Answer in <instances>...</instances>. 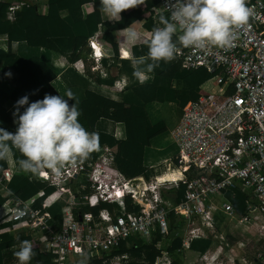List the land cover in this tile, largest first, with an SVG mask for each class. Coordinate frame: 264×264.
Returning <instances> with one entry per match:
<instances>
[{
  "label": "built area",
  "instance_id": "1",
  "mask_svg": "<svg viewBox=\"0 0 264 264\" xmlns=\"http://www.w3.org/2000/svg\"><path fill=\"white\" fill-rule=\"evenodd\" d=\"M174 2L155 1L150 8L155 27H163L158 16L164 13L170 17L169 5ZM247 3L254 15L249 25L237 29L233 47L196 49L178 45L172 61L181 68L203 67L217 73L205 81L196 99L181 107L178 122L170 131L177 151L166 163L178 171L177 178L158 180L156 174L148 179L128 177L114 167L110 149L99 147L94 159L68 167L60 176L50 171L44 178L35 176L59 193L52 203L66 196L57 217L49 208L52 203L35 206V198L42 196L43 190L27 199L13 195L8 184L19 171L10 167L0 174V188L10 196L0 224L9 223L10 230L22 228L39 234L37 245L40 251L52 255L50 264H70V258L76 256L104 257L100 264H119L126 255L110 253L122 240L134 234L148 238L156 231L165 237L169 232L168 213L174 211L186 225L183 249H190L193 241L209 240L198 258L188 264H257L261 255L257 245L264 240V0ZM14 9L8 8L11 20ZM94 44L99 56L94 53ZM87 45L95 63L93 71L105 76L104 68L113 63V58L96 32L88 37ZM127 84L115 81L120 89ZM179 183L185 185L183 196L175 203L167 200L162 190L178 187ZM236 191L248 196L241 214L230 199ZM127 199L131 210L127 209ZM100 203H114L118 211H80L83 206L93 208ZM234 234L256 239L251 254H245L247 240H229ZM161 255L165 256L164 252ZM161 258L153 264H160Z\"/></svg>",
  "mask_w": 264,
  "mask_h": 264
},
{
  "label": "crops",
  "instance_id": "2",
  "mask_svg": "<svg viewBox=\"0 0 264 264\" xmlns=\"http://www.w3.org/2000/svg\"><path fill=\"white\" fill-rule=\"evenodd\" d=\"M3 1L9 2V7L14 6L15 7L14 11L19 9L21 6H23L26 3V4H37L36 12L38 14L44 16L50 14L51 17L47 19L46 25L50 33L49 38L56 46V48H54L50 45L47 46L28 45L25 39V34H26L25 25L21 23L12 25V28L9 32H7L5 35H0V44H2L5 41V39L9 40L10 51L13 54V57H11L10 59H0V91L3 92L4 94L8 96L12 94V92L15 89L18 76L20 74L28 73L29 59L31 57H38L40 60L45 62V64H47V66L51 69V71L55 75L54 79L50 81V85L53 87V89L59 95L65 96L64 97L65 99H68L66 97L68 91H71L74 94L75 99L68 100L70 105L77 102V107H79L80 101L84 98L85 91L91 90L101 96L113 99L118 102L129 104L134 114H141L144 116L146 125L148 127L153 126L157 123H162L163 126L165 127V130L167 129L168 125L166 124L164 119L161 118L153 119V117H155L157 114V110H158L157 105L161 103H168L174 107V110L176 112L175 113L176 119L174 120L172 127H170V129H173V127L177 124L179 116L181 114V107L187 101L194 100L192 99V95L190 91L191 88L188 85L186 76L195 69L190 71L186 69L183 70V68H181L179 63L170 61V63L179 65V70L176 71L173 74L172 78L170 79L160 76L159 67L155 68L154 71L152 72L146 73L148 78L143 84H141L133 76V67L129 57L144 56L142 52L141 43L143 42L144 44L145 41L150 40L149 32L155 28L153 21H152L153 24H150L147 18L138 19L133 21L129 25L125 26L124 28L118 29L117 34L123 36L124 42L126 41L128 43L132 42L128 37L126 38L125 36L127 35V31L129 30V28L134 29L138 33L137 38L140 39L142 38L141 40L142 42L136 41V43L134 44L131 43L129 45V48L126 46L127 43L126 45L122 46V42H120L121 45H119V47L121 48V51L125 50L126 53L128 51L131 53L130 55L123 54L117 56L119 59L118 62H120V65L117 67L114 65L112 66L109 65L105 67L107 64V60L104 59L103 65L106 71V75L104 76L101 75L99 71L88 72L89 71L88 70L87 72L85 71L82 72L76 68L77 63L79 62L85 63V61L87 60L89 61L91 66L95 64L90 56V49L87 45V40L85 38L89 36L88 34L92 30H95L94 32H96V34L97 32H101L103 30L102 24L96 22L93 14L87 13L86 9L82 5H80L79 0H3ZM52 4L54 5L51 6ZM161 15L164 16V13L159 14L158 21ZM102 17L103 19L111 23L115 22L114 20L107 19V17L104 16L103 14ZM6 20H9L7 16H6ZM175 37L177 38L176 35ZM80 39L83 40V44L80 45L77 50H81L86 57L80 58L72 62L69 60V55L72 53L73 47L75 46V40H80ZM100 43L103 45L106 53L113 58L114 56L112 54L113 51L111 50V48L109 46H106L102 41ZM9 73H11V75H9ZM115 81H118L119 85L122 84L123 81L128 82V84L123 89H120L115 85ZM205 81H203L196 89H194L195 91L200 92L199 95L203 91L202 88ZM16 106H17L16 102L11 99H8L4 105L6 111L10 114L11 118L13 119L16 127H18L17 123L15 122L17 117H14L13 115V113L16 111ZM79 121L85 127V123L80 118V116H79ZM95 129L96 131L111 135L115 140H124L126 136L125 125L123 122L114 121L112 119H108L104 117H100L99 119L96 120ZM157 135H155L149 140V145L152 139L155 138ZM103 146H107L110 149V147L106 144L100 145V147ZM147 146L148 145H145L143 148L141 167H143L145 171H147V173L149 172L152 173L151 174L149 173L150 175L148 174V177H146L145 175L146 173L145 174L140 173L137 175H128V177L144 176L146 179H148L160 171L159 170L158 172H156V168L152 166V164L147 165L144 154L145 148ZM15 151H16L15 148H12L8 158L5 160L7 165L6 169L10 167H14L20 172L21 170L19 169V165H18L19 160L17 158ZM163 161L166 162L167 158H163ZM114 167L117 168L115 163H114ZM125 175L127 176V174ZM175 188L177 187H174V189ZM0 194L1 196L6 197L5 201L0 205V210H1L0 216H1L2 214H4L10 201H9V197H7L8 194L5 192V190H2V188H0ZM36 194H34L33 196H35ZM37 198H35V200ZM106 204L107 206L102 208H107L109 211L112 212L118 211V208L114 203H106ZM127 209L128 210L132 209V207L129 206L128 199H127ZM15 230L16 229L13 230L9 229V223L0 224V243L12 238H16L17 236L21 235V234L19 235L12 234ZM185 230H186V225L183 222L178 229L172 232H168V234L165 236V237L176 236L180 240V247H178L176 250V254L179 258L180 264H188L193 260H196L198 256L203 252L202 250L205 249V246L201 247V245L196 246L195 248L190 246V249H183L182 241ZM27 231L28 233L24 235L29 236L30 241L35 243L37 252L41 254H48L51 256L50 261L48 263L50 264L52 260V255L50 253H45L40 251L37 245L38 243L37 238L38 237L40 238L41 236L39 234L37 235L33 234V232L29 230ZM155 233L159 234V232L157 231L153 232L151 236L148 238L142 237L138 234H134V235L145 240L146 242H149L153 234ZM237 236L234 237L232 236L231 239H235L237 238ZM165 237L161 236V240H164ZM262 243L264 242H261L260 245ZM18 248L19 245H13L4 248L2 251L9 252ZM162 252H164L165 256L161 255ZM259 253L261 255L260 258L258 259L257 264H264V252L260 251ZM123 254L126 255V258L119 261V264L127 263L130 261L149 264L145 260L143 254H141L140 256H133L127 252ZM160 256L162 257L161 260L164 259V262L166 260H168V262L171 260V256L167 254L164 250L160 251L159 255H157L155 259ZM90 259L92 258H82L76 256V257H71L69 262L70 264H78ZM17 261L18 260L15 257L10 263L7 264H16ZM114 261L115 260H113V262ZM168 262H165V264H167Z\"/></svg>",
  "mask_w": 264,
  "mask_h": 264
},
{
  "label": "trees",
  "instance_id": "3",
  "mask_svg": "<svg viewBox=\"0 0 264 264\" xmlns=\"http://www.w3.org/2000/svg\"><path fill=\"white\" fill-rule=\"evenodd\" d=\"M155 1L156 0H145L144 4L123 11L121 13V19L111 23L102 17V13L100 12V0H79L80 5L86 9L87 13L93 14L96 22L102 24L103 30L101 32H97V39L100 42H104V44L109 46L113 51V63L110 64V66H118L117 63L119 59L117 56L123 54L130 55L131 53L129 51L126 53L125 50L121 51V48L119 47V45H121L120 42H122V46L126 45L127 43L126 46L128 48L131 43L134 44L136 41L142 42V38L131 40V43H128L127 41L124 42L123 36L117 34L118 29L124 28L133 21L143 18H147L150 24H153L150 8L155 4ZM53 5L54 4L51 6ZM8 7L9 2L0 0V35H5L7 32H9L12 28V25L21 23L25 25V39L28 45H50L56 48L55 44L49 38L50 33L46 25L47 19L51 17L50 14L46 16L38 14L36 12L37 4L25 3L19 9L14 11V18L12 20L8 18L11 21L10 22L9 20H6ZM164 16L167 17L165 14ZM94 31L95 30H92L88 35H92ZM89 36H87L85 39L87 40ZM125 36L126 38L128 37L127 35ZM176 39L177 38L174 35L173 40L175 41ZM82 44V39L75 40V46L73 47L72 53L69 55L70 61L74 62L80 58L86 57L81 50H77ZM141 44L142 52L144 55H146L148 53V46L146 43L143 44V42ZM11 57H13V54L10 51V41L5 39V41L0 44V59H10ZM159 65V74L164 78H172L173 74L179 70L178 64L160 61ZM216 73L217 71L208 72L205 68L200 67L187 74L186 80L189 87L191 88L190 91L192 99H196L200 93L194 89H196L207 78L212 77ZM54 77V73L47 66V64H45V62L40 60L38 57H31L29 59L28 73L20 74L18 76L16 86L12 94L8 96L0 91V128H4L13 133H15L17 130L13 119L4 107L8 99L17 102L20 98L27 95L29 97V103H31L36 100L43 99L45 94L59 95L50 85V81L54 79ZM25 107H27V105L20 108L21 113L24 111ZM78 108L80 111V118L85 123V128L90 132L95 131L99 133V144H106L110 147L114 155V163L120 171H122L124 174H127V176L146 173L145 175L148 177L149 173H147V171L141 167L143 148L145 145H149V140L152 137L165 130V127L162 123H157L148 127L146 125L144 116L141 114H134L129 104L101 96L91 90L85 91L84 98L80 101ZM100 117L123 122L126 132L124 140H115L111 135L96 131L95 123ZM15 150L18 160L23 159L22 154L17 149ZM96 155L97 152L95 151L87 160L94 159ZM170 166V163H166L165 168L158 173L163 172ZM6 167L7 165L5 160H0V173L4 171ZM29 177L33 178L29 180ZM8 185L13 191V195L21 199H27L42 189L43 195L35 200V206H41L44 203L50 204L59 196V193L54 190L53 187L47 186L39 180H36L35 175L31 173H25L23 171H20L17 175L13 176ZM184 191L185 185L179 183L178 187L175 189L170 188L167 190H162V195L166 199H169L175 203L180 200L184 194ZM7 197L10 196L8 195ZM247 197L248 196L245 192L243 193L241 191H236L234 196L230 198L237 213L241 214L244 212V200ZM5 199L6 197L1 196L0 194V205L5 201ZM57 203L58 202L52 203L49 208L52 214L58 217L61 206ZM106 206V203H100L98 206L93 208L83 206L80 211H92L97 213L99 209ZM167 218L169 232L178 229L183 223V221L177 217L174 211H170ZM25 239L30 240L29 236L21 234L16 238H12L0 243V264L10 263L15 258L13 254L14 251L18 250L19 248L9 252H4L2 250L13 245H19L20 241ZM32 243L34 245L33 250L35 255L29 264H48L51 256L48 254L38 253L35 243ZM208 244L209 240H198L193 241L191 246L193 248L200 245L201 247H206ZM178 247H180V240L176 236L165 237L164 240H161V236L155 233L153 234L151 240L146 242L136 235H132L122 240L119 245L110 253V255L123 254L126 252L133 256H140L143 254L145 260L149 264H152L155 260V257L159 255L160 251L164 250L171 256V260L167 264H180L179 258L176 254ZM103 258L104 257H96L78 264H100ZM123 264L144 263L130 261Z\"/></svg>",
  "mask_w": 264,
  "mask_h": 264
},
{
  "label": "clouds",
  "instance_id": "4",
  "mask_svg": "<svg viewBox=\"0 0 264 264\" xmlns=\"http://www.w3.org/2000/svg\"><path fill=\"white\" fill-rule=\"evenodd\" d=\"M144 3L145 0H100V11L107 19L119 21L123 11ZM169 8L170 17H159L163 27H155L150 40L145 41L148 53L129 57L133 76L141 84L148 78L146 73L160 66V61L175 59L178 45L196 49L233 47L237 29L249 25L254 15L247 0H175ZM178 32L174 41L173 36ZM127 36L135 40L138 33L129 28ZM93 49L97 55L96 48ZM64 97L45 94L43 99L31 103L27 95L20 98L13 113L17 117L16 132L0 128V160H6L15 148L23 156L18 161L19 169L44 178L48 171L60 176L66 168H75L98 151L99 133L88 131L79 121L77 102L72 105L68 102L75 99L74 94L68 91V99ZM25 105L21 113L20 108ZM33 249V243L25 239L13 254L19 264H29L35 255Z\"/></svg>",
  "mask_w": 264,
  "mask_h": 264
},
{
  "label": "rangeland",
  "instance_id": "5",
  "mask_svg": "<svg viewBox=\"0 0 264 264\" xmlns=\"http://www.w3.org/2000/svg\"><path fill=\"white\" fill-rule=\"evenodd\" d=\"M76 68L82 72L84 71L87 72L88 70H89L88 72H93L94 70L93 65L91 66L88 60L85 61V63L83 62L77 63ZM157 106H158L157 114L155 117H153V119H160V118L164 119L168 126L165 131L158 134L155 138L152 139L150 145H148L145 148V153H144L145 161L147 165L152 164V166L156 168V172H158L159 170L161 171L162 169L165 168L166 162L163 161V158H167V160L171 161L177 151V146L170 136V130H171L170 127H172L174 120L176 119L175 118L176 112L174 110V107L168 103H161ZM149 173L151 174L152 172ZM57 202H58L57 204L61 206L66 202V196L63 195L61 199H59ZM58 217H60V213L58 214ZM27 233L28 231L26 229L17 228L12 234L19 235V234H27ZM234 236L237 235L234 234L233 237ZM237 237L248 241L245 254H251L250 249L251 246L254 244L253 242H255L256 239L255 238L251 239V237L249 236H237ZM229 240L232 241V239ZM261 242H264V240H262ZM261 242L258 243V252L260 251L264 252V243L260 245ZM223 259L225 263L226 258L224 257ZM16 264H19V262L17 261ZM160 264H164V259L161 261Z\"/></svg>",
  "mask_w": 264,
  "mask_h": 264
},
{
  "label": "bare ground",
  "instance_id": "6",
  "mask_svg": "<svg viewBox=\"0 0 264 264\" xmlns=\"http://www.w3.org/2000/svg\"><path fill=\"white\" fill-rule=\"evenodd\" d=\"M179 176V173L176 169L170 167L167 170L157 173L156 177L158 180H170V179H175Z\"/></svg>",
  "mask_w": 264,
  "mask_h": 264
},
{
  "label": "snow or ice",
  "instance_id": "7",
  "mask_svg": "<svg viewBox=\"0 0 264 264\" xmlns=\"http://www.w3.org/2000/svg\"><path fill=\"white\" fill-rule=\"evenodd\" d=\"M93 47H96L95 44L93 45ZM99 54H100L99 49H97V55Z\"/></svg>",
  "mask_w": 264,
  "mask_h": 264
}]
</instances>
